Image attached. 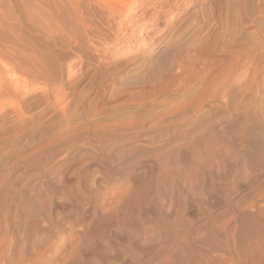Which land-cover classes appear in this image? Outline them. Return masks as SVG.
Wrapping results in <instances>:
<instances>
[{"label": "rangeland", "instance_id": "374dc122", "mask_svg": "<svg viewBox=\"0 0 264 264\" xmlns=\"http://www.w3.org/2000/svg\"><path fill=\"white\" fill-rule=\"evenodd\" d=\"M87 1L93 42L50 53L64 98L0 97V264H153L170 237L236 213L240 249L260 230L247 217L264 224V0H143L123 22ZM169 148L178 173L144 192Z\"/></svg>", "mask_w": 264, "mask_h": 264}, {"label": "bare ground", "instance_id": "6f19581e", "mask_svg": "<svg viewBox=\"0 0 264 264\" xmlns=\"http://www.w3.org/2000/svg\"><path fill=\"white\" fill-rule=\"evenodd\" d=\"M95 1H97L102 6V8L106 10V12L109 15L112 16L113 19H115L113 21H116V19H118L121 22H123L124 19L127 20V16L129 17V14L132 12V8L134 6H136L137 8L138 7L143 8L145 5V3L144 4L142 3L143 5L141 4V1L143 0H95ZM146 1H150V0H146ZM165 2L168 3V1ZM92 12L93 11L91 10L90 2H88L87 0H0V97L9 94L16 96L18 95L24 96L23 94H27L28 92H31L29 90H31L33 86L36 85H42V87L47 86L46 87L47 90L49 89L48 87L54 86L52 92L55 95H60L62 88L64 86L62 84L61 85L57 84V82L59 83L62 80L65 70L63 69L59 61L57 62L54 60L55 57L53 59L50 57V53L52 55L53 48L57 45V43L60 46L67 48L69 50L70 49L75 51L77 50V52L80 49L87 48L86 45H90L93 42L91 18L95 14H93ZM118 39L116 41L114 40L115 43L113 45L115 44L117 45L116 42L119 41L121 38L119 40ZM127 40L126 41L129 42V39ZM66 67H67L66 68L67 73H69L70 65H66ZM62 95H60L61 97L59 98V101H61L64 98V95L63 96ZM164 109L166 110V108H162L159 110V112L165 111ZM149 117L150 115H145L143 117V121L148 120ZM214 136L216 137L214 145L216 147L222 148L224 146L223 145L224 137H222V135L220 136V134H216ZM168 137H170L169 140L176 141L178 140L177 138H180L181 136L177 134L176 135L173 134L172 137L171 136ZM182 138L183 137H181V139ZM202 138L204 141V137ZM190 144L191 142L189 141L183 145L185 147ZM205 145H209V144H205ZM177 148H169L166 151V156H165L166 162L165 160H163L164 156L162 159L164 161L163 162L160 159L161 156L158 154V151L155 152L154 156H152L153 157L152 161H154L155 166L151 165L150 168L145 171L147 178L146 180H144V184H145L144 192H149V189L152 188L154 185H156V183L159 181H161V183L169 182V175L172 172L178 171L177 164L172 162L173 165H171L172 163L170 161L171 159L170 157L175 155L174 153L177 152ZM207 149L210 148L207 147ZM121 158L122 157H120V159ZM193 165L194 166L190 168L189 173H191L192 175L191 179L194 181L196 180L198 182L200 181L199 177L201 174L199 175L200 173L199 169L201 168L199 164L198 165L193 164ZM219 178H220V173L218 172L216 175V179ZM170 190H172V187ZM238 207H239L238 205L234 206L232 208V211L237 212ZM235 215L231 214L230 217L228 218H224L222 216L221 217L216 216L217 217L216 219H209V221L206 224H202V226H200V228L196 232H192V230L188 229L186 231V234L182 235L181 237H177V236L170 237L172 238V244H171L172 246L170 245L169 246L172 248L168 247V249L170 248V250L167 249L168 251L160 255L157 261L155 260L156 262L153 264H264V224H263L262 216L259 214V212L252 217L249 215L250 217H247V219L245 218V215L244 216L241 215L243 219L248 220V221L245 220V222H249L251 228L254 227L253 230L255 231L259 229L260 230L259 232L256 231L255 233H253V235L249 237L244 236L245 240L243 245L241 244L242 243L241 242L240 243V245H242L241 248L240 246L238 247L240 249L231 250L229 244L231 245L232 240H234V238L232 239L231 233L229 234L228 230L230 229L228 228V226H230L229 223L235 219ZM175 221H180L179 223L183 222L180 215H175ZM162 223L166 229L171 227L170 223L167 220L162 221ZM211 225H213V227ZM255 228H259V229H255ZM235 245L236 243L234 244V246ZM222 248H224L223 249L224 251H221ZM209 249H211L212 251L214 249H217L218 251L219 249L220 253L218 252L219 255L217 254L218 256L215 257L216 255L213 256V253L212 255L210 254L211 251ZM155 256L156 255H154V257ZM150 262L149 264H151Z\"/></svg>", "mask_w": 264, "mask_h": 264}]
</instances>
